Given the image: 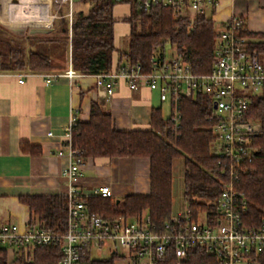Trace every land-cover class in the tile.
<instances>
[{
	"label": "built area",
	"instance_id": "1",
	"mask_svg": "<svg viewBox=\"0 0 264 264\" xmlns=\"http://www.w3.org/2000/svg\"><path fill=\"white\" fill-rule=\"evenodd\" d=\"M137 1L143 9L159 3L171 8L174 16L183 17L190 16V12H202L217 0ZM32 12L30 5L27 13ZM71 19L70 16L69 30ZM244 31V19L240 16H232L223 23L216 32L213 64L206 73L193 72L181 51L173 48V52L166 54L163 47L151 55L147 71L139 64L124 63L116 70L92 74L96 92L101 96L112 94L119 81L134 91L143 87L156 91L159 101L170 106L169 116L175 127L180 118L181 98H208L211 110L205 119L215 137L213 147L222 164L221 173L226 176L215 204L216 215L209 217L198 211L192 216L185 207L156 223L145 211L137 216L115 217L92 212L84 199L116 198L108 184L89 191L82 188L86 160L81 150L72 145V129L77 121L72 113L61 130L64 150L57 153L65 152L68 158L61 171L66 183L65 230L58 232L40 226L31 217L23 226L0 223V250L6 254V264H20V257L32 263L36 248L51 245H59L56 264H89L91 260L108 257L115 264H159L169 251L179 263L199 249L214 256L217 264H258L264 252V214L258 220L247 214V199L232 180L253 155L252 141L260 132V123L252 117L251 105L264 96V62L249 48ZM43 75L45 83H51L61 76L72 81L82 74L72 67L69 58L64 70ZM18 76L22 78L24 74L18 71ZM101 253L103 257L96 256Z\"/></svg>",
	"mask_w": 264,
	"mask_h": 264
},
{
	"label": "trees",
	"instance_id": "2",
	"mask_svg": "<svg viewBox=\"0 0 264 264\" xmlns=\"http://www.w3.org/2000/svg\"><path fill=\"white\" fill-rule=\"evenodd\" d=\"M83 1L89 3L87 13H74L70 30L66 26V37L58 40L62 42V60L64 47L69 43L70 62L77 72L92 75L116 70L124 63L139 64L147 71L151 55L166 44L183 53L193 72L206 73L211 69L216 31L211 19L203 12L191 17H176L171 8L159 3L143 9L137 0ZM120 3L127 4L128 13L117 19L114 7ZM119 23L126 27L125 50L116 46V26ZM244 34L249 38V48L264 62V32L247 33L245 30ZM56 68L63 69V63L55 62L47 52L27 47L14 36H0V71H51ZM210 110L211 104L203 95L181 98L177 127L170 116H162L160 107H153L148 128L120 130L111 115L92 101L88 120H77L72 129L73 147L81 150L86 161L113 157L147 158L149 190L147 194H127L119 202L88 197L84 199L88 208L104 217L137 216L145 211L152 221L163 222L172 212L173 160L180 158L183 198L188 212L192 216L198 211H204L209 217L216 215L215 204L226 176L221 173L222 164L214 153L215 137L205 119ZM251 113L260 123V132L253 138L251 159L242 164L237 178L232 180L234 187L247 199V214L258 220L264 214V96L253 101ZM20 149L29 154L39 153L37 146L27 142H21ZM19 201L40 226L58 232L65 230L64 195H25L20 196ZM59 256V245L42 246L34 250L32 263L24 262L21 257L18 261L20 264H56ZM0 264H6L3 250H0ZM89 264L115 262L108 257L91 260ZM159 264H217V260L199 249L187 260L177 263L169 251ZM258 264H264V252Z\"/></svg>",
	"mask_w": 264,
	"mask_h": 264
},
{
	"label": "crops",
	"instance_id": "3",
	"mask_svg": "<svg viewBox=\"0 0 264 264\" xmlns=\"http://www.w3.org/2000/svg\"><path fill=\"white\" fill-rule=\"evenodd\" d=\"M33 6V14L27 7ZM89 3L83 0H0V32L4 38L14 36L34 50L47 52L55 62L63 63L64 70L70 57V46L64 47L70 16L87 13ZM210 18L217 32L232 16L244 19L247 33L264 32V0H217L202 11ZM128 13L125 3L114 7V17L121 19ZM193 16V12L189 13ZM66 24V25H65ZM125 35V25L116 26ZM32 38L44 39L33 41ZM256 40V39H253ZM45 50H44V49ZM64 61V62H61ZM18 71L24 76L19 78ZM44 72L28 69L0 71V223L23 226L30 218L27 207L19 201L25 195H63L66 190L62 169L68 158L61 137L62 127L72 113L77 120H88L90 103L95 101L109 113L116 128L130 130L148 128L150 111L158 107L156 91L146 87L131 90L119 81L113 93L98 95L93 75L82 74L70 81L61 76L45 83ZM52 134L49 135L48 133ZM27 142L39 148V153L21 151L20 143ZM108 184L112 192L147 194L148 159L144 157H113L87 160L83 169L82 188Z\"/></svg>",
	"mask_w": 264,
	"mask_h": 264
},
{
	"label": "rangeland",
	"instance_id": "4",
	"mask_svg": "<svg viewBox=\"0 0 264 264\" xmlns=\"http://www.w3.org/2000/svg\"><path fill=\"white\" fill-rule=\"evenodd\" d=\"M30 14H33V12ZM117 34H118V41H117L118 48L121 50H125L127 47V37H125V35L120 31L119 28H118ZM0 36L3 37L1 35V32H0ZM164 48H165L166 54L173 52V49L169 44H166ZM153 103H155L158 107H160L161 114L163 117L166 118L170 115L171 109L167 102H160L159 100L155 99ZM172 171H173L172 213H176L177 211H184L186 207L185 200L183 198V166H182V161L180 158L173 160ZM112 195L115 198H122V195L114 193V192H112ZM96 256L103 257L104 253L96 254Z\"/></svg>",
	"mask_w": 264,
	"mask_h": 264
},
{
	"label": "water",
	"instance_id": "5",
	"mask_svg": "<svg viewBox=\"0 0 264 264\" xmlns=\"http://www.w3.org/2000/svg\"><path fill=\"white\" fill-rule=\"evenodd\" d=\"M120 198H116V202H119Z\"/></svg>",
	"mask_w": 264,
	"mask_h": 264
}]
</instances>
